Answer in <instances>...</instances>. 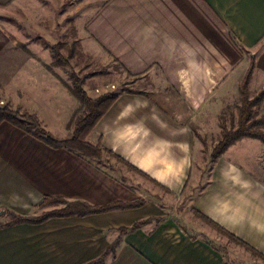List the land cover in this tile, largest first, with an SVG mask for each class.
<instances>
[{
  "label": "crops",
  "instance_id": "1",
  "mask_svg": "<svg viewBox=\"0 0 264 264\" xmlns=\"http://www.w3.org/2000/svg\"><path fill=\"white\" fill-rule=\"evenodd\" d=\"M43 1L0 0V9L29 7V22H41ZM76 3L65 21L85 22L82 38L98 58L129 77L155 75L158 84L119 93L85 139L113 154L111 164L123 162L126 178L102 159L0 124V264H90L113 246L104 264H229L219 244L225 237L264 259V144L236 142L206 174V163L197 161L198 137L236 101L251 64L249 91L264 88V0ZM3 27L0 106L35 116L56 140L70 139L69 124L83 109L61 69L39 65L38 52L23 48L27 40ZM45 197L90 207L142 205L13 223V215L51 211L40 208Z\"/></svg>",
  "mask_w": 264,
  "mask_h": 264
},
{
  "label": "rangeland",
  "instance_id": "2",
  "mask_svg": "<svg viewBox=\"0 0 264 264\" xmlns=\"http://www.w3.org/2000/svg\"><path fill=\"white\" fill-rule=\"evenodd\" d=\"M76 2L77 0L43 1L42 5L47 9L50 17L48 22H46L45 19L47 13L45 8L39 10L37 8V12L39 11L38 13L43 15L41 22H29V7L26 9L19 7L0 9V20L5 21L0 22V24H3V28L8 35L22 36L27 40V44L25 43L27 47L23 45V48L28 50L30 47L32 51L38 52L39 65L53 67L51 64L56 62L57 59L51 48L52 46H57V51H54L57 52L62 59L58 65L54 66L56 70L58 68L62 70L59 71V76L63 79V82L69 84V86L72 85V78L76 77L79 79L82 89L89 98L90 95L99 97L107 93L119 94L124 90L137 92H150L154 90L158 84L157 76L146 74L133 78L125 75L112 61L108 59L102 61V59L98 58L94 51L95 48H93V43L90 40H86L85 42L82 38V32H84L82 27L85 22L65 21L74 18L71 8L77 9L79 3L77 4ZM69 8L70 10H68ZM69 11H71V13L63 20V15ZM29 40H33V42L36 43L37 49L35 44L29 43ZM41 61H49V63H51L46 65L47 63L45 64ZM261 89L249 91L248 85L250 97L259 93ZM263 103L264 101L259 106L253 108L256 119L264 118ZM239 106L240 100L238 94L236 101L231 100L229 106L223 110L218 118L217 126L214 125L213 131L210 134H204L198 137L201 154L198 155L197 161L206 163L205 167H203V172H205V174L207 173V169L211 167L210 154L220 139V118L222 117V122L225 124L226 128L235 129L238 124ZM84 113L85 110L77 117L83 116ZM254 130L257 132H264V125L256 127ZM101 159L111 164V158L108 157L107 154L102 153ZM111 165L117 167V170L119 169V173L123 176L126 175L125 172H128L124 169L125 165L122 163L113 161ZM63 207L64 204L58 203L44 208H47V210H51V208L52 210H58ZM40 208L43 209L42 207ZM47 212L50 211H44L43 213ZM224 240H221L222 242L220 241L221 243L219 244L223 245L222 253L227 263L264 264V260L252 254L246 247L226 237Z\"/></svg>",
  "mask_w": 264,
  "mask_h": 264
},
{
  "label": "trees",
  "instance_id": "3",
  "mask_svg": "<svg viewBox=\"0 0 264 264\" xmlns=\"http://www.w3.org/2000/svg\"><path fill=\"white\" fill-rule=\"evenodd\" d=\"M51 50L54 52V56L57 59L51 65H58L61 62V57H59L57 51V46H52ZM55 50V51H54ZM63 62V61H62ZM47 68H50L47 66ZM253 71V64H251L246 71L239 87L238 94L240 100L239 106V118L238 124L235 129L226 128L225 124L219 123L221 128V135L218 143L214 146L210 154V162L214 164L217 159L232 145L242 139H254L262 142L264 144V132H257L254 128L264 125V118L256 119L254 115L253 108L259 106L264 101V88L261 89L259 93L250 97L248 92V85L250 82L251 74ZM72 85L69 86V91L71 95L79 102L81 109L85 110L83 116L77 114L71 120L69 126L73 127L72 136L68 140H56L49 133H47L38 119L25 112H21L18 109H11L8 106H0V124L9 123L13 127L22 130L28 134H31L41 142L53 148H64L69 151L78 153L87 158L95 159L97 161L101 160L102 153L107 154L108 157H114L113 154L102 149L99 144L96 146L90 145L85 141L86 137L91 133L97 121L104 115L111 104L116 100L118 94L107 93L99 96L96 99H91L86 95V92L81 87V81L76 77L72 78ZM115 158V157H114ZM119 163H122L118 158H116ZM62 203L64 207L58 210H52L47 213H43L39 217H20L13 215L14 224L30 223V224H41L46 220L53 217H69V216H85L88 214L104 213L111 210L117 209H133L138 208L142 205V202H136L132 204H122L113 203L100 207H90L89 205L82 202H66L61 198H44L41 207L50 206L53 204ZM147 222V221H146ZM146 222L136 223L132 226V229L139 228ZM223 232V231H222ZM233 238L232 236H230ZM238 244L244 246L237 240ZM246 247L250 252L261 258L253 250ZM114 251V246L109 248L103 256L90 264H104L107 256Z\"/></svg>",
  "mask_w": 264,
  "mask_h": 264
}]
</instances>
